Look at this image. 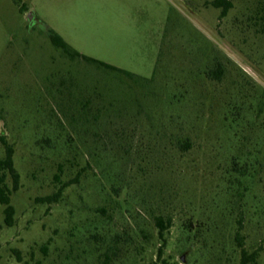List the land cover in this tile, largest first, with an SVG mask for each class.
<instances>
[{"label": "rangeland", "instance_id": "374dc122", "mask_svg": "<svg viewBox=\"0 0 264 264\" xmlns=\"http://www.w3.org/2000/svg\"><path fill=\"white\" fill-rule=\"evenodd\" d=\"M212 1L0 0V264H264V0Z\"/></svg>", "mask_w": 264, "mask_h": 264}, {"label": "trees", "instance_id": "16d2710c", "mask_svg": "<svg viewBox=\"0 0 264 264\" xmlns=\"http://www.w3.org/2000/svg\"><path fill=\"white\" fill-rule=\"evenodd\" d=\"M212 6L215 8H220V17H223L227 14L228 10L232 7V0H213L211 2ZM46 32L48 34V37L50 38L52 44L58 48H60L65 55H67L70 59H80L85 62H89L92 64H95L96 66L103 68L105 70H110L113 72L118 73L121 76H126L129 78H135V75L130 73L129 71H126L124 69L118 68L114 65L108 64L106 62L100 61L96 58L84 55L76 50H74L57 32H55L50 27L46 26ZM221 73V70L219 69V66L214 67L213 69L206 71V74L209 76L218 78L219 74ZM3 144L5 146V155L2 159H0V204L4 205V222L6 225L11 226L13 223V216H14V207L11 204L10 195L12 191L17 190L18 183H19V174L14 166L13 161V148L11 145L7 144L5 141H3ZM238 161H235L237 163ZM259 164L258 160L255 159V161L251 160V181L254 178V172L256 170L255 165ZM246 169L245 164L241 167H239V170ZM242 176H245V173L241 171ZM7 176H10L12 185L9 187L7 184L6 178ZM61 192V189L57 191L56 193L52 195H48L46 197L41 198L43 202L51 203L53 201H56L59 194ZM171 219L170 218H164V217H158L155 220V226L158 229V234L160 237L163 236L164 231L169 227ZM239 234L236 233V238H238L239 242V248H240V259L239 264H255L256 259L258 256V250H253L251 252L247 251L244 246L242 245V241H240Z\"/></svg>", "mask_w": 264, "mask_h": 264}, {"label": "water", "instance_id": "95a60500", "mask_svg": "<svg viewBox=\"0 0 264 264\" xmlns=\"http://www.w3.org/2000/svg\"><path fill=\"white\" fill-rule=\"evenodd\" d=\"M32 18H33V13L30 12L28 15L29 21H32ZM181 259H183V255L181 256Z\"/></svg>", "mask_w": 264, "mask_h": 264}]
</instances>
